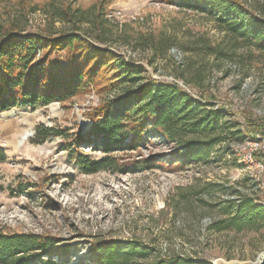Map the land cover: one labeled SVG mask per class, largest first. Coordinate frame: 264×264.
<instances>
[{
	"label": "rangeland",
	"instance_id": "rangeland-1",
	"mask_svg": "<svg viewBox=\"0 0 264 264\" xmlns=\"http://www.w3.org/2000/svg\"><path fill=\"white\" fill-rule=\"evenodd\" d=\"M63 1L86 12L89 22L81 24V33L144 67L145 81L177 80L198 101L224 108L227 124L215 131L224 140L204 160L178 168L173 144L148 128L136 149L113 152L118 169L83 172L78 157L63 147L74 136H89L105 103H121L128 84L108 89L115 81L112 70L98 86L66 102L0 111V146L7 152L0 164V228L53 237L56 245L43 257L65 264H96L91 244L99 239L140 241L154 248L152 257L256 263L264 253V226L220 230L209 225L227 217L222 201L230 191L248 193L264 206V49L242 44L225 57L207 53L203 46L222 44L223 32L205 14L172 0H0V35L21 31L56 38L71 31L72 22L57 20L50 11ZM238 1L264 15V0ZM172 47L184 53V66L174 62ZM45 52L42 47L36 62ZM58 57L53 54L51 62ZM182 73L196 77L199 87L186 84ZM42 125L56 133L33 142ZM61 130L66 134H57ZM242 137L246 143L240 146ZM80 149L92 158L105 156L86 143ZM245 151L254 158L247 165L238 159ZM141 160L152 166L145 168L137 163ZM253 177L260 186L250 181Z\"/></svg>",
	"mask_w": 264,
	"mask_h": 264
},
{
	"label": "trees",
	"instance_id": "trees-1",
	"mask_svg": "<svg viewBox=\"0 0 264 264\" xmlns=\"http://www.w3.org/2000/svg\"><path fill=\"white\" fill-rule=\"evenodd\" d=\"M172 2L205 14L223 32L226 39L222 44L203 46L207 53L225 57L229 55L228 51H236L242 44L264 49V15L257 13L253 6H246L238 0ZM59 5L50 7L51 14L58 17L57 20L72 22L71 31L56 38L37 33L23 35L21 31L15 35H10V32L0 35V111L27 105L36 109L54 102H66L86 93L91 85L98 86L104 74L112 70L115 75L111 79L115 81H109L108 89L114 90L123 82L128 84L123 97H120L121 103L117 107L111 102L105 103L95 115L89 136H74L72 142L63 147L78 157V165L83 172L94 174L118 169L113 152L136 149L144 140L148 128L152 134L162 136L173 144L174 164L178 168L192 161L204 160L224 140L221 133L217 135L215 132L224 129L227 124L225 119L228 114L224 108L208 101H198L177 82L145 81L144 67L130 64L114 50L97 46L80 32L81 24L89 22L84 10L75 8L68 1ZM42 47L46 49L45 55L36 62ZM53 54L59 57L52 63L50 58ZM193 67L190 63L188 68ZM180 76L186 84L199 87L196 77L188 78L184 73ZM104 77L107 78V75ZM55 133L53 127L39 126L33 142H44ZM57 134L66 133L61 130ZM212 134H215L214 137ZM245 140L246 137H242L239 142ZM84 143L89 144L91 150H102L105 156L96 159L83 153L80 147ZM6 160L7 152L0 146V164ZM137 163L145 168L152 166L146 165L143 160ZM165 163L172 165L173 161ZM250 181L255 183L252 178ZM188 189L192 194L198 192L194 190L195 185ZM222 202L229 208L227 217L210 223L209 228L243 230L247 226H264V206L248 193L238 189L230 191ZM55 245L53 237L37 233H9L0 228V264H65L43 257ZM153 250L137 240L99 239L91 244L96 264H211L192 256L152 257ZM148 259L151 261H144Z\"/></svg>",
	"mask_w": 264,
	"mask_h": 264
},
{
	"label": "built area",
	"instance_id": "built-area-1",
	"mask_svg": "<svg viewBox=\"0 0 264 264\" xmlns=\"http://www.w3.org/2000/svg\"><path fill=\"white\" fill-rule=\"evenodd\" d=\"M170 53H171V56L173 57L174 62L177 65H179V66H184L185 65V55L179 48L172 47L170 49ZM169 81L177 82V80H169ZM245 143H246V140L244 142L240 143V146L245 145ZM248 145H250V143ZM248 145L246 146V148L248 147ZM238 156H240V157H238L239 161L241 163H243V164L245 163L246 165L249 164L250 162L254 161L253 155H251V154L249 155V153H247L246 151H245V155L244 156H243L242 153H238ZM260 166L263 169L264 166L263 165H260ZM252 179H255V178L253 177ZM256 183H257V185H259L258 182H256ZM232 198H234V197H232Z\"/></svg>",
	"mask_w": 264,
	"mask_h": 264
},
{
	"label": "water",
	"instance_id": "water-1",
	"mask_svg": "<svg viewBox=\"0 0 264 264\" xmlns=\"http://www.w3.org/2000/svg\"><path fill=\"white\" fill-rule=\"evenodd\" d=\"M231 264H234V263H231ZM253 264H264V254L257 260L256 263H253Z\"/></svg>",
	"mask_w": 264,
	"mask_h": 264
},
{
	"label": "bare ground",
	"instance_id": "bare-ground-1",
	"mask_svg": "<svg viewBox=\"0 0 264 264\" xmlns=\"http://www.w3.org/2000/svg\"><path fill=\"white\" fill-rule=\"evenodd\" d=\"M264 254V253H263Z\"/></svg>",
	"mask_w": 264,
	"mask_h": 264
}]
</instances>
